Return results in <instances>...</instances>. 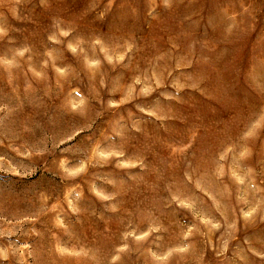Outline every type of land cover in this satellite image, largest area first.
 Segmentation results:
<instances>
[{
	"label": "rangeland",
	"instance_id": "obj_1",
	"mask_svg": "<svg viewBox=\"0 0 264 264\" xmlns=\"http://www.w3.org/2000/svg\"><path fill=\"white\" fill-rule=\"evenodd\" d=\"M0 264H264V0H0Z\"/></svg>",
	"mask_w": 264,
	"mask_h": 264
}]
</instances>
